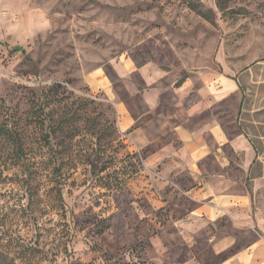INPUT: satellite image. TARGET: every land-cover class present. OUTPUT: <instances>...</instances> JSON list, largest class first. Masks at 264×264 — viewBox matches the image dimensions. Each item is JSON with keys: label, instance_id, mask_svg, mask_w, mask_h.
<instances>
[{"label": "rangeland", "instance_id": "374dc122", "mask_svg": "<svg viewBox=\"0 0 264 264\" xmlns=\"http://www.w3.org/2000/svg\"><path fill=\"white\" fill-rule=\"evenodd\" d=\"M197 1L201 14L183 0H0V264L186 257L151 206L146 150L118 129L117 102L132 117L145 106L115 70L133 64L138 91L140 67L163 72L172 112L186 79L261 57L264 0Z\"/></svg>", "mask_w": 264, "mask_h": 264}, {"label": "crops", "instance_id": "0c3cea01", "mask_svg": "<svg viewBox=\"0 0 264 264\" xmlns=\"http://www.w3.org/2000/svg\"><path fill=\"white\" fill-rule=\"evenodd\" d=\"M117 66L145 106L132 117L117 102L118 129L146 150L151 206L164 208L172 240L184 248L177 261L174 246L168 264H264L257 235L264 222V40L260 58L211 80L199 77L197 88L187 79L174 88L172 112L162 103L163 72L140 67L138 91L129 82L133 64ZM91 76L93 87L108 88L98 72Z\"/></svg>", "mask_w": 264, "mask_h": 264}, {"label": "trees", "instance_id": "16d2710c", "mask_svg": "<svg viewBox=\"0 0 264 264\" xmlns=\"http://www.w3.org/2000/svg\"><path fill=\"white\" fill-rule=\"evenodd\" d=\"M183 1L185 2V4L187 5V7L190 10H193V11L201 14V12L199 10V2L197 0H183ZM47 145H49V143Z\"/></svg>", "mask_w": 264, "mask_h": 264}, {"label": "built area", "instance_id": "2783aa9c", "mask_svg": "<svg viewBox=\"0 0 264 264\" xmlns=\"http://www.w3.org/2000/svg\"><path fill=\"white\" fill-rule=\"evenodd\" d=\"M257 235H258V239L261 242V245L264 249V222L262 223L260 229L257 230ZM263 262H264V260H263Z\"/></svg>", "mask_w": 264, "mask_h": 264}, {"label": "water", "instance_id": "95a60500", "mask_svg": "<svg viewBox=\"0 0 264 264\" xmlns=\"http://www.w3.org/2000/svg\"><path fill=\"white\" fill-rule=\"evenodd\" d=\"M15 48L19 49L20 47H15Z\"/></svg>", "mask_w": 264, "mask_h": 264}]
</instances>
